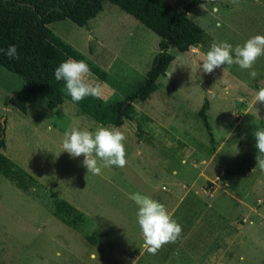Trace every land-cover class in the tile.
I'll use <instances>...</instances> for the list:
<instances>
[{"label":"rangeland","instance_id":"1","mask_svg":"<svg viewBox=\"0 0 264 264\" xmlns=\"http://www.w3.org/2000/svg\"><path fill=\"white\" fill-rule=\"evenodd\" d=\"M167 1L184 10L188 0ZM206 2L201 0L189 12L204 29L206 42L186 47L173 40L169 52L175 59L168 69L172 75L166 73L159 79L149 99L135 100L138 122L125 120L116 126L127 137L124 168H103L102 174L93 175L83 166V155L73 158L62 152L65 132L71 128L95 131L98 126L113 125L82 114L70 100L49 108L44 99L32 96L26 114L7 106L6 98L24 84L17 74L0 67L3 152L37 179L28 193L0 174V264H178L181 244H166L155 255L144 248L138 206L129 199L130 193L150 196L169 213L178 201V192L173 194L178 181L194 182L208 190L228 182L230 191L247 195L253 205L259 198L264 200V170L257 165L264 154L255 148L254 137L258 128L264 129V103H255L256 93L264 88V56L253 65L258 73L255 79L249 76L250 70L237 65L204 73L194 59L197 53L206 54L213 42H227L235 48L252 36L264 35V0H239L238 6L231 0H215L220 9L216 15L211 14V5L208 11L201 9ZM132 12L120 0H105L103 10L86 26L69 19L49 24L54 43L71 59L88 63L93 74L89 79L101 82L105 100L138 89L160 52V41L167 39L168 32H162V27L151 21L157 30L150 20ZM217 20L222 25L219 28L215 27ZM206 99L217 143L214 150L199 115ZM193 195L183 198L177 213L171 214L178 222L190 215L188 205H195L193 219L185 216L188 224L180 223L182 235L197 216L211 215H204L203 210L215 198L196 203ZM223 197L233 201L228 194ZM57 198L85 214L81 229L54 215ZM260 206L264 213V205ZM258 219L263 221L257 227V238L239 250L246 264H264V219ZM211 226L203 228L209 231ZM215 238L214 234L208 239V246L216 244ZM94 252L95 260L91 258ZM203 252L200 249L196 255L201 257Z\"/></svg>","mask_w":264,"mask_h":264},{"label":"trees","instance_id":"2","mask_svg":"<svg viewBox=\"0 0 264 264\" xmlns=\"http://www.w3.org/2000/svg\"><path fill=\"white\" fill-rule=\"evenodd\" d=\"M105 0H0V49L15 44L19 59H12L0 52V67L17 74L24 87L14 90L5 100L11 106L26 114L28 102L41 97L49 108H55L71 100L64 81H56L54 70L70 57L66 51L54 43L49 24L69 19L78 26H86L104 8ZM132 13L143 19L155 22L167 39L160 41V52L156 55L144 83L127 96H116L111 100L103 97H86L74 103L82 114L88 115L103 125L121 126L125 120L138 122L135 100H147L158 87V81L166 75L175 56L169 48L175 45L173 40L186 47L204 44V29L194 22L189 12L199 5L201 0H188L184 10L174 8L167 0H120ZM155 29L158 30V27ZM165 52H162V51ZM209 100L204 101L199 115L210 132L213 150L217 143L208 119ZM6 148L5 128L0 123V174L13 181L25 192L36 185L37 179L16 165L3 150ZM54 215L66 225L81 229L86 221L83 212L63 198L54 201Z\"/></svg>","mask_w":264,"mask_h":264},{"label":"clouds","instance_id":"3","mask_svg":"<svg viewBox=\"0 0 264 264\" xmlns=\"http://www.w3.org/2000/svg\"><path fill=\"white\" fill-rule=\"evenodd\" d=\"M231 2L237 6L239 4V0H231ZM209 5H211L212 15L220 11L215 0H207L200 7L208 11ZM221 26L217 20L215 27ZM88 39L91 40L92 37L89 35ZM0 52L12 59L20 58L15 44L7 49H0ZM261 56H264V35H255L247 39L242 46L237 45L235 48L227 42H213L206 54L201 57L197 53L194 59L204 73L210 74L224 65L229 67L237 65L242 70H250L249 76L255 79L258 73L253 65ZM92 75L91 68L85 60L71 58L60 63L54 70L56 81L65 82L66 92L74 103L86 97H102L103 85L99 81L89 79ZM257 102L264 103V88H260L256 93L255 103ZM254 137L255 148L259 153L264 154V129L258 128ZM126 139L125 133L114 125L98 126L95 131L73 127L65 132L62 152L69 153L73 158L83 155V166L86 167L88 173L100 175L103 168L112 166L124 168L127 165ZM257 165L264 170V159H257ZM129 199L138 206L137 221L142 230L144 248L148 253L155 255L164 245L176 243L182 238V225L171 216L164 204L141 192L130 193ZM91 258L95 260L97 252H94ZM240 259L243 261L244 257Z\"/></svg>","mask_w":264,"mask_h":264},{"label":"crops","instance_id":"4","mask_svg":"<svg viewBox=\"0 0 264 264\" xmlns=\"http://www.w3.org/2000/svg\"><path fill=\"white\" fill-rule=\"evenodd\" d=\"M181 183V181H178L175 185L176 189L173 191V194L178 192V201L171 208L170 214L172 215L177 213L180 202L183 198L184 200L188 198L190 193L194 194L193 199L196 203H200L202 198L205 197L215 199L208 202L207 207L203 210L204 215H211L209 217L207 215L197 216L196 223L187 233L182 235L181 239L177 240L176 244L178 246L181 244L178 253V264H246L245 254L239 252V250L241 247L245 249L247 245L244 244L248 243L249 240L257 238V227L263 221L262 219L259 220L258 217L264 219L263 208L260 206L261 204L264 205L263 198H259L257 204L253 205L247 200V195L240 196L230 191L228 182L225 183L224 187H216L213 190H208L194 182ZM163 188L165 187L163 186ZM227 194L233 201L223 197ZM194 207L195 205L192 202L188 205L192 219L193 212H196ZM185 216L178 218V223L188 224ZM223 219H226V222ZM206 224L213 225L208 229L209 231L203 228ZM213 232L216 236L214 239L216 244L208 246V239L214 236ZM237 240L239 241L236 245ZM200 249H203L204 252L201 257H198L196 253ZM241 257H244L243 261H241Z\"/></svg>","mask_w":264,"mask_h":264},{"label":"water","instance_id":"5","mask_svg":"<svg viewBox=\"0 0 264 264\" xmlns=\"http://www.w3.org/2000/svg\"><path fill=\"white\" fill-rule=\"evenodd\" d=\"M162 52H165L164 50ZM168 75H172V74H169V71L166 72ZM3 127H5V123L3 121Z\"/></svg>","mask_w":264,"mask_h":264}]
</instances>
